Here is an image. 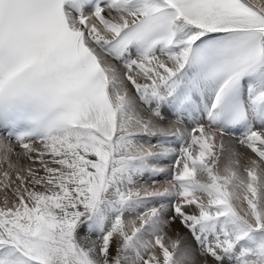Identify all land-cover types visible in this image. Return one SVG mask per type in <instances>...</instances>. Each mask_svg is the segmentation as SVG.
Here are the masks:
<instances>
[{
	"label": "snow or ice",
	"instance_id": "snow-or-ice-1",
	"mask_svg": "<svg viewBox=\"0 0 264 264\" xmlns=\"http://www.w3.org/2000/svg\"><path fill=\"white\" fill-rule=\"evenodd\" d=\"M0 264H264V0H0Z\"/></svg>",
	"mask_w": 264,
	"mask_h": 264
},
{
	"label": "bare ground",
	"instance_id": "bare-ground-1",
	"mask_svg": "<svg viewBox=\"0 0 264 264\" xmlns=\"http://www.w3.org/2000/svg\"><path fill=\"white\" fill-rule=\"evenodd\" d=\"M148 179V177H145V180ZM158 179L163 180V177H158ZM147 181V180H146Z\"/></svg>",
	"mask_w": 264,
	"mask_h": 264
},
{
	"label": "rangeland",
	"instance_id": "rangeland-1",
	"mask_svg": "<svg viewBox=\"0 0 264 264\" xmlns=\"http://www.w3.org/2000/svg\"><path fill=\"white\" fill-rule=\"evenodd\" d=\"M147 180V179H146Z\"/></svg>",
	"mask_w": 264,
	"mask_h": 264
}]
</instances>
